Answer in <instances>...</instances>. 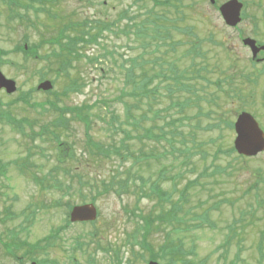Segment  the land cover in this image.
<instances>
[{"label":"rangeland","instance_id":"374dc122","mask_svg":"<svg viewBox=\"0 0 264 264\" xmlns=\"http://www.w3.org/2000/svg\"><path fill=\"white\" fill-rule=\"evenodd\" d=\"M226 1L216 0V4L219 6ZM238 1L242 4L243 20L235 29H229L208 0H177L172 4L177 13L169 8V12L164 14L171 20L169 37L154 40L149 36L137 38L129 33L132 30L127 27L133 21L138 23L146 17L160 14L151 0H58L54 9L56 20L30 10L32 24L29 25L8 22L9 12L0 0V50L5 52L0 58V72L17 85L13 95L0 91V114L7 112L10 119L23 124L18 130L12 122L0 119V164L4 168L0 178V264H16L15 257L2 244L8 242L7 230L14 228L17 231L21 227L24 232L17 235L26 245L11 251L17 257L32 258L35 262L49 259L57 264H111L112 253L103 252L111 246L119 251L121 264H146V251L144 260L132 258L129 252V244L139 243L143 235L141 222L136 221L132 211L141 213V216H155L169 209V204L156 205L155 198L140 200L137 196L128 195L117 199L93 193L99 213L97 221L94 224H70L65 202L71 206L81 205L89 200L88 192L97 187H74L67 193L46 187L52 184V179L67 180V175L61 171H53L55 149L47 140L48 136L40 135L41 130H46L58 116L48 102L58 108L91 106L90 121L71 122L68 136L75 142L70 149L74 158L77 156V161L81 155L87 156L83 149L85 133L95 142L118 145L122 135L114 133L110 126L132 130V121L124 117L126 105L140 106L132 113L136 120H140V134L143 129L153 126H163L167 131L177 127L186 145L181 151L178 148L180 143H177L176 150L159 147L161 156L157 161L148 162L147 166L142 164V173L145 179H153L157 170L165 169L164 179L155 178L162 189L170 193L172 202L178 200L179 191L189 180L197 183L188 190L184 211L179 216L183 219L180 226L169 227L160 220L154 223L161 230L147 236L153 252L159 251L160 245L173 241L177 246L181 244L185 252L195 251L196 256H187V259L196 264L202 260L205 264H260V245L264 253V203L259 206L258 202L264 200V153L253 159L240 156L233 147L232 129L224 124L220 126L222 133L217 127L210 128L215 122H234L239 112L244 110L255 118L264 132V85L258 81L253 87L255 98L249 96L251 84L242 82L241 78V70H245L249 55L238 38L240 33L244 38L260 43L264 41L261 18L264 0ZM61 19L73 23L94 20L96 27L103 21L112 27L110 32L103 31V37L96 43L81 49L82 57L67 77L79 82L82 80L84 87L80 93L61 97L67 79L61 75L54 83L57 98L33 93L29 103L36 106H27L18 100L19 94L36 91L43 82L40 76L45 74L47 65L43 60L25 57L15 51V47L23 44L24 34L28 35L29 42H37L38 37L48 41L55 36ZM184 30L191 35L183 34ZM148 34L152 35L151 32ZM193 43L202 55L194 61L187 55ZM96 57L99 58L97 62L94 61ZM172 66L188 77V81L182 82L189 86V92L175 87ZM200 66H205L201 73L205 80H191L193 70ZM128 68H132L134 80L126 78ZM142 70L147 71V77L161 73L149 87L152 90L156 88L153 96L149 97V105L145 97L134 95L137 91L132 87L135 82H141ZM52 78L54 76L49 73L46 80L51 81ZM217 83L221 89L217 88ZM192 92H197L196 96L200 98H195ZM228 94L233 96L228 98ZM112 110L116 112H113L114 119L110 117ZM154 132L160 133L157 128ZM136 140L131 142V149L136 154L140 151L153 153L149 150L152 142L143 139L142 145ZM129 164L126 163V168ZM74 166L72 164L71 168ZM82 166L83 175L93 172L96 177L97 174L107 176L108 165L103 172ZM35 179L46 181L39 184ZM206 210L209 222L203 221ZM9 216L13 217L10 219ZM64 226L65 229L59 232V240L46 241L50 228L56 231ZM78 237L81 239L77 240ZM230 238L232 241L227 249L219 247ZM238 238L240 250L236 244ZM134 250L138 251L139 246L135 245ZM237 253L239 260L235 258ZM160 264H165V261L160 260ZM261 264H264V259Z\"/></svg>","mask_w":264,"mask_h":264},{"label":"trees","instance_id":"16d2710c","mask_svg":"<svg viewBox=\"0 0 264 264\" xmlns=\"http://www.w3.org/2000/svg\"><path fill=\"white\" fill-rule=\"evenodd\" d=\"M57 1L58 0H1V2L6 5L7 10L9 12V18L7 21H15V23H19L20 25H23V23H28V25L32 24L29 15L30 10L34 12H42L47 15L49 19L56 20L57 17L54 13V9ZM151 1L155 2L154 6H156V9H159L160 14L157 13L151 17H146L138 23H135L133 21L132 24L127 25L128 30H132L129 33H132V35H135L137 38L140 39H144L149 36L154 40H157L159 38L165 40L167 37H169L168 24L171 22V20L167 17V15L164 14H167L169 12V8L174 9L175 12L177 11V8L172 5L173 2L177 0ZM213 8L217 11L216 5H214ZM129 19L134 20L132 18ZM60 22L62 23L59 25V28L57 29L54 36L56 38L51 37L48 41H44L42 38L38 37L37 42H29L28 35L24 34L23 44L15 47V51L23 53L25 57L30 56L32 57V59H39L46 62L45 64L47 65V68L45 74L40 76V80H46L47 75L50 73L54 76V78L50 79L53 85L54 83H56V81L61 75L65 78H67L68 75H71L70 72L74 69L76 61L82 57L80 53L81 49L84 46H89L90 44L96 43L98 39L103 37V31L110 32V29L112 27V24L105 23L103 21H101L99 26L97 25L98 27H96L94 20H83L81 22L73 23L70 20L66 21L61 19ZM149 32H151L152 35H149ZM182 33L185 35H191L190 32H187L185 30L182 31ZM155 45H158L157 42L155 43ZM47 46L49 47L45 48ZM143 47L144 46L142 45V48ZM198 48L199 47L194 46L193 43L191 50H189L187 55H192L193 57L197 56ZM4 54L5 52L0 50V58L3 57ZM97 58L98 57L94 58L95 62L99 61V58ZM131 69L132 68L127 69V71L129 72L128 74H126V78L128 77L134 80V72L131 71ZM171 69L173 70V79H175V87H178L179 89L182 88L183 90H187L189 92V86H186L182 82H185L187 79L185 77V73L180 72L176 67L174 68L173 66ZM146 72L145 70L141 71V77L139 78V80L142 79L141 82L139 84L135 82L132 87L133 90L135 88V91H137V93L134 95L145 97L146 103L147 105H149V101L151 99L149 97H152L156 90V88L152 90L149 87L154 81L153 79L158 78L161 73H156L151 75L150 77H147ZM67 79L64 85L65 88L63 89V92L60 96L65 97L66 95L69 96L70 94L80 93L81 87H84L81 84L82 80L81 82H79L78 79ZM33 93H37V91L32 90L20 93L18 100L21 101L23 104L29 106V98H32ZM192 93L193 96L197 95V92ZM45 95L53 98L58 97L56 89L45 93ZM195 98L200 97L196 96ZM30 105L32 107L36 106L34 104ZM48 105H50L51 108H54V111H58V116L54 120V122L48 125L46 130H41L40 135L42 137L44 135L48 136L47 140H49L53 144V147L55 149L56 165L53 171H61L64 175H67L65 176L67 180L66 182H63L61 179H52V184L46 187L48 189L56 188L57 190L65 191L66 193L74 190V187H97L96 190H94L93 192H88L90 194L88 195L89 200L84 201L81 204H95V198L92 196L93 193H100L103 196L109 197L114 196L118 199H121L122 197L128 195L137 196L141 200H150L155 198L157 199L156 205L158 206L169 204V209H167L166 212H160L155 216H141V213L133 214V217H135L137 221L141 222L140 226L141 230H143V235L139 243L135 242L133 244H129L131 245V247L129 248L130 255L132 258L140 257L142 260H144L143 254L146 251L147 253H149L148 259L156 261H165V264H191V262L196 264V262H194L193 260L187 259V256H196L195 251L190 250L188 252H185V250L181 248V244L180 246H177L174 244L173 241H169L160 245L159 251L153 252V248L147 242V236L150 233H152L153 231L161 230V227H159L158 225H154L155 222H158L160 220L163 225H169V227L174 226L175 228L183 223V219L179 216L181 212L184 211L183 208L185 202L187 201L188 190H192L194 184L197 183V181L195 180H189L187 182V185L179 191L178 200L172 202L170 198V193L166 190H163L160 186L161 184H159L155 178L159 177V180L164 179L166 174L165 169L160 168L159 170H157L156 175L153 179H145L142 173V164H144V166H147L148 162L157 161L159 156H161L159 154V147L162 149H165V147H167L169 149L176 150L178 147L177 143H180L181 147L178 148H180L179 151H181V148L186 145L185 139L183 137H180L183 134L177 130V127H174L173 131H167L163 128V126H153L150 128L143 129V133L140 134L138 132V129H141L140 120H136L134 115L132 114L134 110H139L140 106H137L135 104L126 105L124 109V117L126 120L132 121V130L129 131L126 128L116 129L113 125L110 126L111 129L114 130V133L122 135V137L119 139L118 145H108L105 142H95L94 139H91L90 136L85 133V142L83 145V149L87 156L84 157V155H81V158L79 159V161H77V156L74 158L72 150L70 149V147L72 148L73 143H75L68 136L70 135L71 122L75 121L79 123L90 121L89 111L91 109V106L81 105L78 107L74 106L68 108H58L55 104L51 102H48ZM8 107L9 106H7L6 108ZM113 112L116 113L112 110V112H110L111 118H113L114 116ZM6 113L7 112H2V114H0V119L3 118L6 119L7 122H12L13 125L17 126L18 130H21L23 127V124L21 123L22 121L16 122L15 120L10 119L11 117L9 118ZM222 124L227 126L230 130L233 127L232 122H215V125L213 123V126H210V128L216 129L217 127L222 133V128L220 127ZM156 128L159 130V134H156L154 132V129ZM87 129L89 130V128ZM60 131L65 132V134ZM139 138H141V140ZM178 138H181V141ZM134 139H137L138 141H136L138 143H142V145L144 144V140L152 142L153 146L149 147V150H151V152L153 153L146 154L145 152L140 151L136 154L133 151L134 149H131V142H133ZM111 160L114 161L112 163L107 164V162ZM94 161H96L97 163L92 164ZM115 161L118 162L117 165L114 164ZM128 162H130V164L128 168H126V163ZM72 164H75L73 168H71ZM83 164L85 168L95 171L103 172L106 171V169L108 168L107 176L102 177L100 174H97L96 177L93 172H91V174L83 175L81 172V167H83ZM106 165H108L107 168ZM24 166L26 167V165ZM3 170L4 168L0 164V178L2 177L1 175L3 173ZM35 180L36 182H39V184H42L44 183V181H46L45 179ZM65 203L69 211L72 206L67 201ZM208 215V210L204 211V222H209V220L207 219ZM9 217L11 219V217L13 216ZM67 225L68 224H66V226ZM62 228L65 229V226L57 228L56 231L52 230L49 233L48 237H46V241L50 239L56 240L60 236L59 232L63 230ZM19 229L20 228H18L17 231L14 228L7 230L8 242L4 244V247L8 251L10 250L11 254H13V252H11L13 249L16 250L18 248H23V246L26 245V242L24 240L18 238L17 234L20 233ZM78 239L81 238L78 237L77 240ZM231 241L232 239L230 238L219 247L227 249ZM236 244L237 247L239 246L240 250L241 241L239 238L237 239ZM135 245L139 246L140 251L134 250ZM141 250L143 252H141ZM258 250L260 256L259 263L261 264L262 260L264 259V253L261 252V245L259 246ZM235 258L236 260H239V253L236 254ZM198 263L205 264L203 260ZM115 264H120V262L116 261Z\"/></svg>","mask_w":264,"mask_h":264},{"label":"water","instance_id":"95a60500","mask_svg":"<svg viewBox=\"0 0 264 264\" xmlns=\"http://www.w3.org/2000/svg\"><path fill=\"white\" fill-rule=\"evenodd\" d=\"M210 3L214 4V0H210ZM241 8L242 5L237 0H231L219 8L220 15L227 26L235 27L240 22ZM244 44L251 46L255 56L258 52V49L255 48V43L245 40ZM16 89V83L13 80L6 79L0 73V90H4L7 95H11L16 92ZM51 89L52 85L48 81L37 86L38 91L47 92ZM234 130L236 133L234 147L239 155L253 157L264 150V135L250 115L241 114L234 125ZM95 219L96 211L92 205L75 207L70 214L71 222H92ZM149 264L156 263L152 262Z\"/></svg>","mask_w":264,"mask_h":264},{"label":"flooded vegetation","instance_id":"af4514ba","mask_svg":"<svg viewBox=\"0 0 264 264\" xmlns=\"http://www.w3.org/2000/svg\"><path fill=\"white\" fill-rule=\"evenodd\" d=\"M262 23H264V13L262 14ZM241 41L244 39L243 36L238 35ZM255 45L258 48V52L255 57H252L251 50L248 47L242 46V48L248 53V63L246 64L245 70H241V78L244 83H251V98L253 97V87L258 84V81L264 85V41L262 43L258 40H254ZM263 69V71H262ZM262 97V95H261ZM264 97V94H263Z\"/></svg>","mask_w":264,"mask_h":264}]
</instances>
